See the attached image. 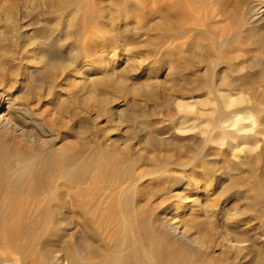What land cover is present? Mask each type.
Listing matches in <instances>:
<instances>
[{"label": "bare ground", "instance_id": "obj_1", "mask_svg": "<svg viewBox=\"0 0 264 264\" xmlns=\"http://www.w3.org/2000/svg\"><path fill=\"white\" fill-rule=\"evenodd\" d=\"M111 1L107 9L97 0H0L1 34L14 42L0 49V248L18 254L21 264H264L263 175L261 181L248 186L252 204L239 207L237 202L247 198L245 186L235 176L224 180L227 170L221 169L219 157L212 159L209 168L213 171L202 183L193 175L195 169L173 174L171 167L185 166L187 161L164 151L173 141L171 133L163 129L143 136L145 151L151 155L138 159L115 157L114 149L106 150L97 141L89 140L83 146L76 141L59 143L62 116L53 108L58 95L55 74L69 68L78 72L84 76L83 99L94 97L85 79L92 68V51L78 53V46H91L89 38L101 28L99 18L105 16L104 11L112 15L113 5L121 9L138 5L137 0ZM249 2L234 0L236 10L246 7L238 21L225 0H170L171 29H164L171 34L162 44L171 41V65L162 80L154 74L147 84L132 90L151 98L158 82L179 92L196 87L246 88L240 73L250 66L243 63L247 59L252 63L256 57L244 52L247 47L239 29L250 21L257 25L261 16L252 12ZM31 15L43 22L52 19L58 27L50 31L56 36L46 38V30L34 34L29 27L32 22L27 20ZM161 22L169 20L162 18ZM106 33L115 38L116 32ZM66 39L72 43L63 58L59 49L65 45L60 46V41ZM107 49L114 50L113 46ZM256 49L264 50L262 40ZM80 55L85 58L82 62L77 61ZM135 57H127L124 63L132 65ZM16 63H20L18 78L13 68ZM31 63L47 76L36 77ZM229 72L234 76H225ZM105 99L101 97L97 103L103 106ZM232 103L226 101L225 107ZM176 108L182 117H194L188 102H177ZM250 109L264 113V109L245 106L229 114L222 111L208 122L212 129L231 126L235 133L243 132L248 126L242 124L245 117L238 112ZM111 110L120 113L118 106ZM259 119L264 126V115ZM75 123L72 129L78 133ZM209 139L217 142L213 135ZM207 155L196 151L190 161ZM143 182L149 184L142 187ZM203 190L207 191L204 196ZM253 219L259 223L251 225ZM63 220L71 222L73 231L62 228ZM55 232L64 233L61 236H67L69 244L62 239L57 244L61 249L50 248L49 237ZM16 260L0 257V264H15Z\"/></svg>", "mask_w": 264, "mask_h": 264}, {"label": "rangeland", "instance_id": "obj_2", "mask_svg": "<svg viewBox=\"0 0 264 264\" xmlns=\"http://www.w3.org/2000/svg\"><path fill=\"white\" fill-rule=\"evenodd\" d=\"M97 1L102 8L107 9L112 5L111 3H113L111 0ZM233 3L234 0H227V2L225 0L226 7L231 10V14H233L236 20L239 21L242 17V12L246 7L243 5L240 9L236 10L232 6ZM137 4L138 5L135 6V9L133 8L134 5L131 4L125 9L113 5L112 15H109L104 11L105 16L99 18L101 20V28L96 30L94 37L89 38V41L92 42V47H87L86 45L81 48L78 46V53L81 49H89L93 52H91L90 56L92 59H90L91 62L89 63L92 68L85 76L87 82L86 85L89 86L91 92L94 93L93 98L83 99L86 95L81 89L83 86V75H79L78 72L70 70L71 68L66 69L69 70V72L65 70V74L59 70L56 72L54 89L58 91V95L56 97L57 103L53 108L61 112L62 116L59 143L76 141L78 144L77 146H83L89 140L93 143H96L97 141L101 143L106 150L112 151L114 149L115 157L125 156L127 158L131 157L138 159L139 157L151 155L150 152H147V150L145 151V144L142 142L144 141L142 139L143 136H147L151 130L163 129L164 131H167V133H171V139L173 141L171 147L166 148L164 151L167 150L171 152V155L174 157H180L183 158L184 161H187L186 165L182 167L179 166L180 168L175 166L171 167L173 169V174L179 175L181 171L188 173L195 169L193 170V175L200 178V182L202 183L201 179L204 176H208V174L211 175L213 171L209 168L212 159L219 157L221 169L225 171L227 170L223 175L224 180L228 182L231 177L235 176L240 183L245 186V194L247 198L240 199L237 202V206H242V203L252 204L254 200L251 197V192L248 189V186L261 181L260 178H262V175L264 177V126L259 119L264 113L252 111L251 109L247 110L249 111L248 113H243L246 110H240L241 112H238L239 115L242 114L245 117L241 122L242 124L247 125L248 128L243 132L237 133L234 132V128L231 126L220 127L221 129H212L213 124L208 121L209 118L217 117L222 111H224V114H229V112L236 109H242L245 106H254L258 109H264V50L258 51L256 49L260 40L264 42V0H250L248 3L252 8V12L258 11V16H260L261 13V19L259 18L257 25L255 22L250 21L246 22L239 29L241 42L245 43V46L247 47L244 52L248 57H256L252 63H250V59H247L243 63L244 66H250L249 69L244 68L240 73V77L247 81L246 88L233 89L219 86L218 89H209L205 87H196L192 90L181 89L179 92L172 91L173 89H168L166 84H163L162 86V82H158L155 94L151 98L145 97L141 92H136L134 88L132 90V87L147 84L149 79L152 78L151 76L154 74L158 76L159 80H162V77L166 72L165 70L171 65V41L169 40L167 43L162 44V39L168 34H171V32H167L164 29L165 27L171 29V4L170 0H137ZM131 13L132 16H135L132 17ZM162 18H167L169 22L162 24ZM27 20L32 22L29 27L35 32L34 34L46 30V38H53L56 36V33L54 34V32L50 31V29L58 27L52 19L43 22L38 19L35 20L34 16L31 15ZM104 22L106 23L105 25L103 24ZM231 24L233 25L234 23ZM60 26L61 25H59V27ZM0 30V49H2L9 40L4 39L2 36L1 27ZM107 31L110 33L113 32L114 34L116 32L115 35L112 33L115 38L108 37L106 33ZM61 35L63 37V34ZM9 43L14 45L13 41ZM71 43L72 39L60 41V46L65 45L61 46L59 49L60 52H62L61 54L63 58H67L66 50H68ZM131 43L136 46L132 48ZM31 45L32 44L29 46L26 45V48L29 47L28 49H30ZM108 46H113L114 50L109 51L107 49ZM125 49L127 52H125ZM111 56L112 59L110 61L109 57ZM132 56H136L134 61L131 62L132 65L124 63L127 57L129 59ZM84 59L85 58H82V55H80V57L78 56L77 61L82 62ZM19 64L20 63H16L13 67L14 74L17 78L20 76V73H17ZM30 67L35 69L36 72L34 73L36 74V77L45 78L47 76L46 73L41 72L38 69V65L31 63ZM197 73L200 74V71H197ZM50 74H52V72ZM225 76L232 77L234 74L229 72L228 74H225ZM117 79H119V81ZM121 82L124 85H122ZM78 88H80V90ZM256 91L260 94L256 93ZM101 97L107 98V100L105 99L106 103L103 106H100L97 103V100ZM228 100L233 101V103L225 107V102ZM177 102H188L193 109L192 114L194 117H182V111H178L176 108ZM115 106H118L120 111L117 115L113 114L111 110ZM66 117L68 120H65ZM75 120L78 133L76 129H72ZM164 135H166V133ZM212 135L217 142L213 143L210 141L209 138ZM175 143L178 145L181 144L185 147L180 148ZM136 145L137 147L133 148ZM199 150L208 153V155L203 159L198 158L190 161L192 153L196 151L199 152ZM211 153L213 155H209ZM113 162L114 160L112 158L111 163L109 164L112 165ZM126 162H124V164H126ZM147 166L148 165H143V167ZM231 166L233 167L231 168ZM201 167L204 168L202 172H199ZM148 184L149 183L143 182L141 185L143 187ZM202 188L204 189V187ZM206 193L207 191L203 190L202 196L206 195ZM257 222L259 223V220L256 219L250 221L251 225H255ZM61 226L65 231H73L72 224L68 220H63ZM63 234L64 233L59 234L58 232L53 233L49 237L50 240L48 246L52 249H61L57 244L60 243L62 239H65V242H68L69 244L70 239L67 236L62 238L63 236L61 235ZM56 238L57 241L55 240ZM76 254L78 257L82 258V256H79V253ZM0 257L17 259L15 264H21L18 259V254L5 252L1 248Z\"/></svg>", "mask_w": 264, "mask_h": 264}]
</instances>
